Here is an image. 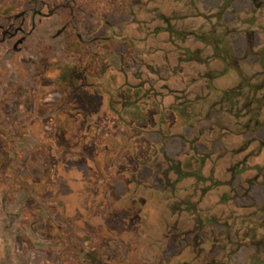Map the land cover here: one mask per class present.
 Masks as SVG:
<instances>
[{
    "label": "rangeland",
    "instance_id": "374dc122",
    "mask_svg": "<svg viewBox=\"0 0 264 264\" xmlns=\"http://www.w3.org/2000/svg\"><path fill=\"white\" fill-rule=\"evenodd\" d=\"M263 83L264 0H0V264H264Z\"/></svg>",
    "mask_w": 264,
    "mask_h": 264
},
{
    "label": "trees",
    "instance_id": "16d2710c",
    "mask_svg": "<svg viewBox=\"0 0 264 264\" xmlns=\"http://www.w3.org/2000/svg\"><path fill=\"white\" fill-rule=\"evenodd\" d=\"M166 23L168 24V27L166 29L160 28L159 30H167L169 32H173L172 25L169 22L168 18H164ZM250 36L253 35V32L249 33ZM196 38L208 42L213 45V57L219 58L221 61L225 63V68L223 71L217 73L216 75H212L211 81L213 80H221V81H228V84L223 89H218L216 86V82H214V86H211L214 91H217L220 93L221 102L222 103H230L231 108H238L240 105V97L243 95V86L248 83V85L251 86V89H253L254 92H256L258 89L255 85L249 83V80L247 79V82L241 81L239 84L234 85V78L233 75L235 73V70L237 68V59L234 56V50L231 46H228V44L225 41L224 34L217 35L215 30H211L209 32H202L198 35H196ZM183 39H186L183 37ZM199 49L191 50L190 48L185 49V58H182L185 61H192L195 60L197 62H205L204 58H201L199 56ZM244 84V85H243ZM262 88L264 87L261 86ZM255 99H250L249 101ZM191 104V103H190ZM189 106V105H187ZM189 115V114H188Z\"/></svg>",
    "mask_w": 264,
    "mask_h": 264
}]
</instances>
